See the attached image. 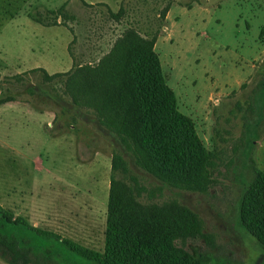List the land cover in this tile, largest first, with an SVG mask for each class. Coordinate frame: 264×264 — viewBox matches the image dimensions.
I'll list each match as a JSON object with an SVG mask.
<instances>
[{
	"label": "rangeland",
	"instance_id": "374dc122",
	"mask_svg": "<svg viewBox=\"0 0 264 264\" xmlns=\"http://www.w3.org/2000/svg\"><path fill=\"white\" fill-rule=\"evenodd\" d=\"M127 30L154 38L178 110L214 155L202 191L169 187L139 170L91 111L74 105L60 78L25 75L36 68L70 74L75 62L94 67ZM6 96L13 102L0 105L4 209L102 253L111 156L121 152L145 189L142 205L175 202L201 220V232L175 241L193 260L264 264V247L239 222L253 169L264 172V0H0ZM36 264L92 263L60 248L54 260Z\"/></svg>",
	"mask_w": 264,
	"mask_h": 264
},
{
	"label": "trees",
	"instance_id": "16d2710c",
	"mask_svg": "<svg viewBox=\"0 0 264 264\" xmlns=\"http://www.w3.org/2000/svg\"><path fill=\"white\" fill-rule=\"evenodd\" d=\"M154 42L127 30L94 67L75 62L70 74L48 75L36 68L25 75L39 73L45 82L60 78L74 105L89 109L139 170L169 187L202 191L214 155L204 150L192 121L178 110L153 51ZM8 102L13 98H0V105ZM144 191L122 153L113 152L102 253L32 226L0 206V250L6 253L0 260L46 263L62 248L92 264H210L204 256L193 260L175 244L201 232L197 215L175 202L166 209L142 205ZM239 222L264 247V172L257 168L240 198Z\"/></svg>",
	"mask_w": 264,
	"mask_h": 264
},
{
	"label": "crops",
	"instance_id": "0c3cea01",
	"mask_svg": "<svg viewBox=\"0 0 264 264\" xmlns=\"http://www.w3.org/2000/svg\"><path fill=\"white\" fill-rule=\"evenodd\" d=\"M27 113H29V110H27ZM29 114H31V113H29ZM50 119V121H52L53 120V118H49ZM49 122H47V124H48ZM21 217H23V216H21ZM24 218V217H23ZM25 219V218H24Z\"/></svg>",
	"mask_w": 264,
	"mask_h": 264
}]
</instances>
